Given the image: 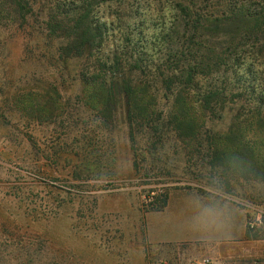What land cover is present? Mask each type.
<instances>
[{
	"label": "rangeland",
	"instance_id": "374dc122",
	"mask_svg": "<svg viewBox=\"0 0 264 264\" xmlns=\"http://www.w3.org/2000/svg\"><path fill=\"white\" fill-rule=\"evenodd\" d=\"M32 1L35 15L25 16L34 28L30 54L10 25H0V226L14 233L0 232V264H264V210L240 196L231 195L237 217L229 239L168 243L186 196L222 180L186 158L183 144L149 150L136 132L132 147L121 106L107 117L97 104L96 75L108 73L116 47L149 66L134 75L154 95L149 74L166 53L160 32L178 0L101 4L95 19L107 26L103 46L66 62L56 36L46 39V23L72 0ZM163 193L166 207L149 211ZM247 225L259 240L246 239Z\"/></svg>",
	"mask_w": 264,
	"mask_h": 264
},
{
	"label": "trees",
	"instance_id": "16d2710c",
	"mask_svg": "<svg viewBox=\"0 0 264 264\" xmlns=\"http://www.w3.org/2000/svg\"><path fill=\"white\" fill-rule=\"evenodd\" d=\"M122 1L72 0L68 12L47 21L46 39L53 43L56 36L60 60L100 50L107 26L95 19V9ZM34 10L32 0H0V25H10L27 54L34 28L25 16ZM169 11L170 26L160 32L166 53L154 77L149 74L154 95L134 75L149 66L116 47L108 73L96 75L100 112L110 117L121 106L132 147L136 132L149 150L183 144L190 148L186 158L200 161L211 178L219 176L227 193L264 210V0H178ZM244 187L249 194L237 193ZM152 200L149 211L159 212L168 196ZM0 232L14 235L4 226ZM246 239H260L256 228L247 225Z\"/></svg>",
	"mask_w": 264,
	"mask_h": 264
},
{
	"label": "clouds",
	"instance_id": "9594fccd",
	"mask_svg": "<svg viewBox=\"0 0 264 264\" xmlns=\"http://www.w3.org/2000/svg\"><path fill=\"white\" fill-rule=\"evenodd\" d=\"M180 227L203 239H229L236 223L237 207L223 184L210 181L190 193L182 203Z\"/></svg>",
	"mask_w": 264,
	"mask_h": 264
},
{
	"label": "crops",
	"instance_id": "0c3cea01",
	"mask_svg": "<svg viewBox=\"0 0 264 264\" xmlns=\"http://www.w3.org/2000/svg\"><path fill=\"white\" fill-rule=\"evenodd\" d=\"M182 212L178 211L173 214V217L175 218V225L172 227V229L175 230L174 233L170 232L169 229V236H168V243H174V242H179V241H188V240H197L198 235H194L183 228L180 227V220L182 217ZM173 222V221H172ZM242 235L245 233V230L242 228ZM232 236V235H231Z\"/></svg>",
	"mask_w": 264,
	"mask_h": 264
},
{
	"label": "built area",
	"instance_id": "2783aa9c",
	"mask_svg": "<svg viewBox=\"0 0 264 264\" xmlns=\"http://www.w3.org/2000/svg\"><path fill=\"white\" fill-rule=\"evenodd\" d=\"M251 227H252V225H251ZM193 264H212V263H211L210 259L202 258V259L195 260L193 262Z\"/></svg>",
	"mask_w": 264,
	"mask_h": 264
}]
</instances>
